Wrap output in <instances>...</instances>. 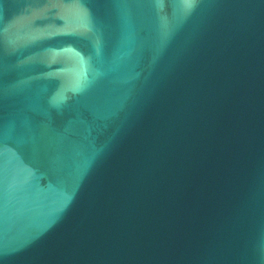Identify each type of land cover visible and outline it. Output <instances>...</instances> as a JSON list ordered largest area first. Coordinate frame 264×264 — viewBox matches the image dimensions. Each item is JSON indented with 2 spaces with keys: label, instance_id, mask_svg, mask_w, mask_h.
Returning <instances> with one entry per match:
<instances>
[{
  "label": "water",
  "instance_id": "95a60500",
  "mask_svg": "<svg viewBox=\"0 0 264 264\" xmlns=\"http://www.w3.org/2000/svg\"><path fill=\"white\" fill-rule=\"evenodd\" d=\"M0 264H264V0H0Z\"/></svg>",
  "mask_w": 264,
  "mask_h": 264
}]
</instances>
